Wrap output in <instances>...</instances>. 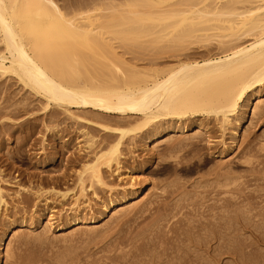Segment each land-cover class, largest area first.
<instances>
[{
    "label": "bare ground",
    "instance_id": "obj_1",
    "mask_svg": "<svg viewBox=\"0 0 264 264\" xmlns=\"http://www.w3.org/2000/svg\"><path fill=\"white\" fill-rule=\"evenodd\" d=\"M134 48L143 52L127 58ZM158 48L176 52L147 54ZM164 59L171 62L160 67ZM35 106L44 117L26 123L18 149L41 125L61 146L44 136L31 171L0 164V242L46 211L58 231L110 211L121 215L115 226L127 223L132 208L118 206L148 185L135 173L205 166L213 156L220 159L191 189H168L179 179L164 185L148 232L108 258L264 264L257 250L264 237L252 219L264 187L246 192L229 158L236 152L250 166L249 181L264 183V134L255 131L264 124V0H0L1 138L17 132L12 116L32 115ZM251 108L253 128L241 140ZM59 159L65 165L52 173L41 166ZM88 231L92 243L101 237ZM6 258L40 262L9 249Z\"/></svg>",
    "mask_w": 264,
    "mask_h": 264
},
{
    "label": "rangeland",
    "instance_id": "obj_2",
    "mask_svg": "<svg viewBox=\"0 0 264 264\" xmlns=\"http://www.w3.org/2000/svg\"><path fill=\"white\" fill-rule=\"evenodd\" d=\"M71 1L72 0H68V2ZM59 2L62 3L63 0H59ZM142 52L143 49L134 48L129 52L130 54H125V56L129 58ZM174 52L176 51L158 48L157 50L147 52V54H155L159 57H166L173 54ZM170 62L171 60L166 61L164 59L161 60L158 65H160V67H164ZM144 64L145 63L142 60L137 61V65L140 67H142ZM256 103L257 99L253 98L251 107L253 108ZM252 108L249 110L247 115V122L242 128L241 140L244 139L243 134H246L251 128H253V125L250 124V120L252 117ZM34 110L37 111L38 107L35 106ZM12 117L15 119L13 120V124L17 132L15 134H5L4 140L0 135V155L2 156L0 164L2 166L22 169L24 168L29 169V171L37 168L39 165L36 166L35 159L37 157H42V155L44 154V152H40L42 139L44 136L48 137L50 145H57V148L60 149V140H57L56 138L50 136V133L48 134V132L42 125L39 126L33 133L31 139L25 145L23 144L21 149H18L19 140L25 134L24 130L26 123L34 120H36L37 123H40V118L44 117V115L41 111H37L32 115L21 113ZM1 129L2 121L0 119V131ZM2 130L7 132L4 127ZM255 131L257 134H264V124L255 127ZM261 141L264 143L263 140ZM50 145L48 146V148H50ZM258 145L259 143L256 144V147ZM19 151L22 152L21 158L17 157V152ZM6 152L12 154L13 157L10 158V160H7ZM14 152H16L17 154L15 155ZM235 155L236 152L234 154H231L229 158L233 160V171H235L238 175H244L239 179L240 186L246 187V192L258 194V192L254 191V189L264 187V183L260 184V182H258L259 186L256 187L255 181H249V177H247L246 175L248 174V168L250 166L244 163L243 159H234ZM217 159L220 158L210 156V160L205 166L195 164L193 165V167H187L184 170L177 169L175 166H168L163 164L154 166L152 168L154 169L153 172L146 171L142 173H135L134 176H137L139 180L147 179L148 185L147 187H145L144 192L136 195V197L128 203L126 202L118 206L117 209H125L129 207L132 208L131 212L129 213L130 221H128L127 223H123V221H125L124 218L121 219L119 225L115 226L114 221L117 218H120L121 215H119V213H115L114 211H110L107 212L104 216L96 219L95 223H84L82 224V226L81 224L72 225L67 227L66 229L58 231V227H55L56 223H53L50 227L48 221V211L43 214L40 221L36 220L32 222V219L30 220V218H27L26 223L14 225L9 230H6V232H4L2 241L0 242V264H10L8 259L6 258V250L8 249L13 253H20L23 255H28L29 258L39 259L40 262L36 264H114L110 262L108 257L113 254H120L131 249V242L142 234L147 233L148 231H143L145 227L151 222L153 218H155L162 212V206L158 207L156 204V201L160 200V197H158L157 195L160 192L161 188L164 187V185H167L170 181L179 179V183H177L176 186L168 187V189L177 188L178 192L183 189L185 191L191 189L190 183L206 177L207 170L214 166ZM64 165L65 161L59 159L52 164H45L41 166L52 173L54 169L62 168ZM26 179L28 180V176H24V180ZM9 185L11 187H8V191H12V188L16 187L15 184ZM157 186L161 187L157 189ZM259 193H261L264 197V189H261ZM175 197H177V195ZM257 201V216L254 217L250 212L248 214L252 215V219L261 226L259 231H257V234L260 233V235L264 237V200L257 197ZM143 207L150 208L151 210H141L142 213L139 211V213L133 214L134 211L137 210V208L139 209ZM56 210L57 208L54 209V212ZM64 210L62 211V213H64ZM256 210L253 209V212L255 213ZM55 216H57V214H55ZM55 221L56 218L52 222ZM30 222H32V224ZM110 225L111 231H105V228ZM90 229H99L98 233L101 234V237L97 239V242L92 243L89 240L88 237L92 233L88 231ZM0 231H2V228L0 229ZM257 247V250L260 251L264 256V238L261 239L260 244ZM76 254L78 255L79 259L75 258ZM136 264H140V262H136Z\"/></svg>",
    "mask_w": 264,
    "mask_h": 264
}]
</instances>
